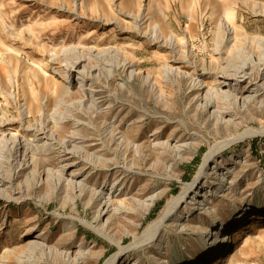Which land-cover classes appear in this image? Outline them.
Segmentation results:
<instances>
[{"label": "rangeland", "instance_id": "1", "mask_svg": "<svg viewBox=\"0 0 264 264\" xmlns=\"http://www.w3.org/2000/svg\"><path fill=\"white\" fill-rule=\"evenodd\" d=\"M151 2L0 0V172L6 180L13 175L12 185L0 184V264H28L34 257L29 247L37 244L33 241L50 251L34 253L40 264H77L87 256H94L87 264H104L119 251L107 238L127 246L141 237L194 181L210 144L264 130V95L241 108L244 100L234 101L230 89L219 87L222 73L238 70L264 85L259 73L264 68V0ZM229 10L235 14L234 38L225 24ZM156 32L163 40L158 41ZM79 58L84 62L69 84L67 64ZM125 59L133 68H116ZM85 70L90 73L83 87L78 72ZM132 70L141 74L130 77ZM191 77L208 88L201 94L194 91ZM251 86L242 84L244 98L257 87ZM208 91L220 94H214V109L198 107L204 106ZM91 100L97 101V108ZM29 103L34 115L26 118L23 110ZM218 110L233 113L220 126L212 116ZM73 113L81 125L77 133L69 120ZM59 121L61 139L76 133L80 155L96 166L81 175H88L89 191H104L98 202L60 183V170L68 162L56 147L47 158L38 156L41 165L26 153L25 162L30 159L32 166L28 170H23L24 164H8L12 153L6 142L11 136L18 134L34 148L42 146L47 141L34 130H59ZM158 143L169 146L156 147ZM182 145L187 148L181 150ZM101 155L107 161L98 162ZM217 163L232 169L233 182L215 195L209 214L185 220L182 225L190 229L182 235L167 232L159 246L133 253L127 264H264V215L253 213L242 223L230 222L248 208H264V136L236 142L209 169ZM78 169L62 172L70 177ZM114 184L118 191L112 199ZM7 193L12 201L2 197ZM155 193L159 197L148 209L132 201ZM110 200L111 212L106 214ZM100 212L104 215L97 220ZM222 223L231 225V241L218 257L206 256L198 249L197 235Z\"/></svg>", "mask_w": 264, "mask_h": 264}, {"label": "bare ground", "instance_id": "2", "mask_svg": "<svg viewBox=\"0 0 264 264\" xmlns=\"http://www.w3.org/2000/svg\"><path fill=\"white\" fill-rule=\"evenodd\" d=\"M151 1H152L151 3L154 2V0H151ZM234 15H235L234 12L232 10H229L228 14L226 16V21H225L226 28L228 31V36H230L232 38L235 37V33L237 32V29H236L237 27H235V16ZM155 35H156V38L158 39V41L163 40V37L161 36L160 33L156 32ZM174 38H171V44L173 46L176 45V42H177L176 39H174ZM262 42H264V41H262ZM117 54H118L117 55L118 59H120V57H121L120 53H117ZM262 55H264V53ZM261 61L264 62V57L261 59ZM83 62L84 61L79 58L77 61L67 64L66 79L68 80L69 84L73 83V81L75 80L74 78H75L76 70H78L82 66ZM121 66L125 70L129 71L133 68L134 65H133L132 61L125 59V62H123V63L118 62L116 68H119ZM260 71L261 70H259V73H261V76L263 78L264 77V68L262 69V72H260ZM88 73H90V71L87 72V70H85L84 72H78V74H79L78 80H79L80 84L83 85V87L87 86L86 82H87L88 78L86 76ZM111 73L112 72L109 71L108 76H110ZM230 73L231 72L222 73L219 76L222 79L219 87H224V88L230 89L229 97L232 98L234 101L238 102L239 100H244L241 108L255 104V102H256L255 99L257 97H259L260 95H264V92L261 94V92L264 91V85L258 86L257 83L253 82L254 81L253 76H251L248 72H246V71L239 72V70H238L234 74H230ZM140 74H141V72H138L135 74V72H133V70H132L130 73V77H133L135 75L137 76ZM54 79L52 81L56 82L57 80H54ZM191 83L193 84L192 89L194 91L199 92L200 94H201V92H204L205 89L208 88L207 85H205L204 83H202L200 81H197L196 79H193V77H191ZM244 83H249L252 86H254L256 84L257 87L255 89H253V91H252V93L254 95L251 93L252 95L248 96L247 98H244V96H243L244 91L241 89V86ZM237 88H239V90ZM209 93L211 94V93H213V91L212 92L208 91L206 93L205 98L202 101V102H205L204 106L202 104L201 106H198V107H204V109H208L209 107H211V109H214L215 105H217V103L214 100V94L215 93L219 94V92H214L213 94H211V96H209ZM201 96H203V95H201ZM216 99H218V98H216ZM93 100H91V101H93ZM93 102H95L93 104V106L97 108V105H96L97 101L95 100ZM33 110H34V108L30 105V103L27 104L23 110L25 117L27 118L30 115H34ZM97 113L98 112H95L94 115H96ZM98 114H100V113H98ZM230 115H233V113L229 110H222V111L218 110V111H214V113L212 114V116L216 120V124L218 126L222 125L223 121ZM74 117H75V115L73 113L69 117V120H70V122L71 121L73 122V125L75 126V130L77 133V131L79 130L81 125L78 121H74V120H76L75 119L76 117L75 118ZM65 118L66 117L62 118V121H63V119L65 120ZM72 118H73V120H71ZM62 121H59L60 122L59 124H61V126H60L59 130H56V131H50L49 132V131H47V128H45V127H43L42 129H39V130H34L35 133L37 134V136L39 135V136L43 137L42 141H45V140L47 141V142H44V144L42 146H36L34 148L32 145L30 146L25 141H20V139L17 137L18 134L11 136L8 139V141L6 142L7 145L9 146V155L12 153L11 160L8 162V164L12 167L17 166V164H20V166H21V164H24L23 170H28L32 166H30L28 163L30 161V159L28 160V162H25V159L27 158L25 156L26 153H28L27 156H30V155L32 156L31 159H32L33 163L37 162L39 165H41L40 164L41 160L38 159V156L43 155L47 158L48 157L47 152H49V151L51 152V150H54L56 147V148H58L59 152L63 154L64 161L68 162V163L64 164V166H62V168L60 170V175H59L60 183L63 181L65 186H68L70 188L77 190L79 192V197H85L87 194H91L94 197L93 201L98 202L101 195L104 193V191H101V192H97V191H93V190L89 191L87 188L88 175L86 177H84L83 174L81 175V173L85 170H87V171L88 170L89 171L95 170L96 166H93L92 163H90L89 161H85L84 157L82 155H80V153H79L81 151L80 147L75 141L77 138L76 133L73 134L74 136L70 137L69 140H62L61 139L60 132L62 129V124H63ZM226 126L227 127L231 126L230 120L226 122ZM113 136H114V134H113ZM255 136H264V130H252L251 132H246L244 134L236 136V137H234L230 140H227L225 142H222V143L220 142L216 146H212L210 144V150L208 153L205 154L206 156L203 160V163H202L200 169L197 172V175L195 176L194 181L192 183L185 185V187L174 198V200H172L165 207V209L162 211L160 217L156 221L152 222L146 228V230L144 231V233L142 234L141 237L136 238L135 241L131 242L127 246L124 245L123 241L115 242L113 240H110L107 237H104L105 239L107 238L110 243L119 247V251H117L110 258H108L104 262V264H117L122 259H126V261L124 260L125 261L124 264H127L128 260H130V257L133 253H138L139 250H141L145 247L159 246L161 244L162 240L165 239L164 236L166 235L167 232L173 230V231H176L178 234L182 235V233L184 231H186L185 229L187 227H188V229H190L191 227L182 225V223L185 220L189 221V220L194 219V217L197 215L209 214V206L212 203V200L215 197V195L223 193L225 188H226V185H228L229 181H231L230 184L233 182L230 178L231 174H232L231 168H227V169L222 168L217 163L214 166V168L211 170V169H209L210 164L213 163L214 161H217L218 156L221 153H223L227 148H229L230 146L235 144L236 142H241L248 137H255ZM160 137H161V135L157 136L156 138L160 140ZM83 139H85V138H83ZM80 140H82V139H80ZM116 142H119V145L123 144V140H118ZM158 145L159 146L166 145L165 147L169 146L166 143L165 144L158 143L155 146L157 147ZM186 148H187V145L181 146V150L186 149ZM81 149H82V147H81ZM20 152H22L23 154L19 156L18 154ZM22 157H23V159H22L23 162L21 161L19 163V161L21 160ZM97 159H98V162H100L102 160L107 161L106 158L105 159L103 158V155H101V159L100 158H97ZM94 164H97V163H94ZM74 167H80V169L71 173L70 177H65L64 172H62V171H65L67 169H71ZM107 168L108 167L106 166V168H103V169L106 170ZM129 171H133V170L132 169L126 170L127 173ZM12 176L6 180L4 175L0 172V184L3 183L2 185H5V183H6L8 185H12V181H13ZM16 176L18 178L20 175L18 174ZM80 177H84V179L83 178L81 179ZM116 180H118V179H116ZM117 188L118 187H115V184H114L112 187V190H111V191H113L115 189V191L112 194L113 195L112 199L115 198L114 195L118 191ZM146 191H147V186L145 188L143 187V189H142L143 193H145ZM2 197L5 200H7L8 202L13 200L12 196H10V194H8V193L6 195L3 194ZM158 197H159V194L155 193V194L148 196L144 200L134 199V197H133L132 201L135 205H139L140 208L148 209L155 204ZM111 208H112V202L110 200V201L106 202V204L104 206V211L106 212V214L111 212L110 211ZM253 209L254 208H248V209L238 213L237 215H235L232 218V220L230 222L232 224L242 223L247 219V217L249 215H251L253 213H256L259 215H264V208H259V209L255 208L256 212L253 211ZM102 215H104V212H100L98 214L97 220L100 219L102 217ZM110 224H112L111 220L107 226V229H109ZM230 226H227V224L222 223L220 225L213 227L211 232H209L203 236H202V234L197 235V236H200V238H201V242H200V245L198 246V249L202 250L206 254V256L215 257L217 255V257H218V255L221 252L225 251L228 247V241L230 239L228 232L231 229ZM191 231H192L191 233L197 234V230L192 229ZM230 241H231V239H230ZM30 243L31 244L37 243V244L29 247L31 254H32V256L34 255V257H32L33 259L28 264H40L39 261H41V258L36 259L35 258L36 255L34 253L39 250L43 253V255H45V254L48 255L50 253V251H48V249L45 246H41V244H39L38 242L33 241ZM195 250H197V249H194V251ZM84 255H86V254H84ZM87 257H89V256H87ZM87 257L83 258L82 261L80 259L81 264H87L88 262H91L92 258L94 256H92L91 258H87ZM80 261L78 260L77 264H80L79 263Z\"/></svg>", "mask_w": 264, "mask_h": 264}]
</instances>
